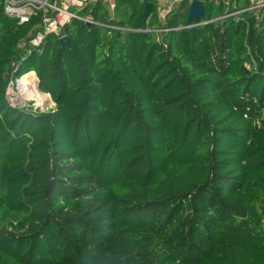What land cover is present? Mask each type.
Masks as SVG:
<instances>
[{"label": "trees", "instance_id": "1", "mask_svg": "<svg viewBox=\"0 0 264 264\" xmlns=\"http://www.w3.org/2000/svg\"><path fill=\"white\" fill-rule=\"evenodd\" d=\"M192 1L160 36L154 0L98 4L121 30L30 56L0 3V264H264V21L197 27ZM25 75L54 108L9 103Z\"/></svg>", "mask_w": 264, "mask_h": 264}, {"label": "built area", "instance_id": "2", "mask_svg": "<svg viewBox=\"0 0 264 264\" xmlns=\"http://www.w3.org/2000/svg\"><path fill=\"white\" fill-rule=\"evenodd\" d=\"M154 1L158 7L159 20L163 27L156 31L147 29L145 32L160 36L165 32L183 30L182 28H168L167 23L172 12L184 0ZM206 1L218 10V14L207 21L204 20L201 23H197V27L233 21L234 23L243 24L248 29L251 20L256 24L264 21V0ZM0 3L3 7L4 15L17 21L20 26L31 24L36 20L35 34L27 43L29 45L26 43L22 44V49H24V53L27 56H30L35 49H39L48 37H55L58 40L68 37L66 27L72 25L75 21L110 30L122 29L114 25H103L97 22L90 14L94 7L100 4L108 15L109 20L116 21L119 0H0ZM158 41H160V38H158ZM25 58H22L21 62H24ZM15 73L16 71H13L14 75ZM24 77H12L7 89V98L22 97L30 91L31 87L35 85L37 87L38 78L36 81L28 83L23 81Z\"/></svg>", "mask_w": 264, "mask_h": 264}, {"label": "rangeland", "instance_id": "3", "mask_svg": "<svg viewBox=\"0 0 264 264\" xmlns=\"http://www.w3.org/2000/svg\"><path fill=\"white\" fill-rule=\"evenodd\" d=\"M201 1L205 2V0H201ZM34 79H35L34 81H36L37 77H34ZM31 88L29 89L30 91L22 97H18V98L9 97L8 100L11 103V105L14 107L18 106L19 108H23L26 110H32L34 112L36 111V109H40V111H42V112H47L48 110L54 108V104L52 103L49 96H46L47 98H45L44 101L40 102L39 100H37L35 94L38 92L39 94L43 95V93L40 92V90L36 87V85L34 87H31ZM200 178L201 177H199L198 175L195 174L194 175L195 180L194 179L193 180L198 181V180H200Z\"/></svg>", "mask_w": 264, "mask_h": 264}, {"label": "water", "instance_id": "4", "mask_svg": "<svg viewBox=\"0 0 264 264\" xmlns=\"http://www.w3.org/2000/svg\"><path fill=\"white\" fill-rule=\"evenodd\" d=\"M153 8V4L149 3L145 7L144 14L147 15ZM200 19L209 20V15L206 12L205 5L200 0H193L189 8L188 22H199ZM91 27L90 25H88ZM60 45L63 48L69 49L72 45L71 39L69 37H64L59 40ZM37 88L40 90V81L38 80Z\"/></svg>", "mask_w": 264, "mask_h": 264}, {"label": "bare ground", "instance_id": "5", "mask_svg": "<svg viewBox=\"0 0 264 264\" xmlns=\"http://www.w3.org/2000/svg\"><path fill=\"white\" fill-rule=\"evenodd\" d=\"M34 77H35V76H33V75H26V76L23 78V81L28 82V83H31L32 81L35 80ZM31 89H32V88H31ZM33 93H34V92H33ZM34 94H35V93H34ZM35 96H36L37 100H39L40 102H41V101H44L45 98H47V97H46L47 95H45V94L41 95V94H39L38 92L35 94ZM38 104H39V103H38Z\"/></svg>", "mask_w": 264, "mask_h": 264}, {"label": "crops", "instance_id": "6", "mask_svg": "<svg viewBox=\"0 0 264 264\" xmlns=\"http://www.w3.org/2000/svg\"><path fill=\"white\" fill-rule=\"evenodd\" d=\"M33 73V72H32ZM36 75V74H35ZM34 76V75H33Z\"/></svg>", "mask_w": 264, "mask_h": 264}]
</instances>
